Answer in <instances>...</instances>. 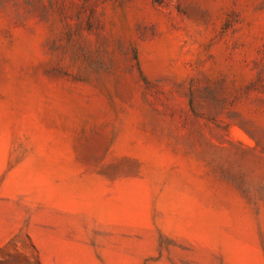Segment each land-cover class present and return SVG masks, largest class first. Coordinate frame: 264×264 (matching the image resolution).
I'll list each match as a JSON object with an SVG mask.
<instances>
[{
	"label": "rangeland",
	"instance_id": "374dc122",
	"mask_svg": "<svg viewBox=\"0 0 264 264\" xmlns=\"http://www.w3.org/2000/svg\"><path fill=\"white\" fill-rule=\"evenodd\" d=\"M0 264H264V0H0Z\"/></svg>",
	"mask_w": 264,
	"mask_h": 264
}]
</instances>
